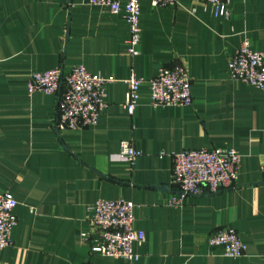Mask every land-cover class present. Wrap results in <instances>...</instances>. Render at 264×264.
Returning a JSON list of instances; mask_svg holds the SVG:
<instances>
[{
  "label": "crops",
  "instance_id": "0c3cea01",
  "mask_svg": "<svg viewBox=\"0 0 264 264\" xmlns=\"http://www.w3.org/2000/svg\"><path fill=\"white\" fill-rule=\"evenodd\" d=\"M139 28L131 56L123 14L84 0H0V193L17 202L0 264H128L82 239L99 200L133 204L132 226L145 234L133 264H264V92L226 74L243 40L264 53V0H229L223 17L199 0L164 8L139 0ZM77 65L108 80L105 107L95 126L59 132L56 96H28L25 82ZM176 65L190 78L192 104L151 108L142 84L128 115L131 75L147 80ZM122 142L140 152L132 166L113 161ZM214 148L241 157L234 187L169 207L170 154ZM218 229L238 233L242 257L207 245Z\"/></svg>",
  "mask_w": 264,
  "mask_h": 264
},
{
  "label": "built area",
  "instance_id": "2783aa9c",
  "mask_svg": "<svg viewBox=\"0 0 264 264\" xmlns=\"http://www.w3.org/2000/svg\"><path fill=\"white\" fill-rule=\"evenodd\" d=\"M87 5L105 7L111 14H123L128 25L127 53L137 55L140 40L139 0H84ZM153 7H169L176 0H150ZM211 5L215 16L227 14L229 0H199ZM226 74L230 81L241 83L264 92V53L253 50L243 40L228 59ZM108 80L91 74L81 66H72L68 72L55 68L31 74L25 82L28 96L34 93L56 96L57 131H77L97 124L105 107V84ZM146 84L149 90V106L189 107L192 104L190 78L183 66L161 68L150 79H137L133 75L127 80L128 90L124 107L128 115L135 109L138 89ZM140 156L130 142H122L113 161L132 166ZM171 183L174 193L167 201L169 207H180L186 197L216 194L234 187L240 168L241 157L234 149H193L170 154ZM264 176V163L260 166ZM16 200L8 192L0 193V251L11 245V231L17 224L14 216ZM133 204L123 200H99L89 209V231L83 240L91 239L92 253L110 259H122L133 264L138 256L134 246L145 242V234L135 230ZM209 247L220 250L228 258H239L245 254L246 246L234 229H218L206 239ZM91 264V263H88Z\"/></svg>",
  "mask_w": 264,
  "mask_h": 264
}]
</instances>
